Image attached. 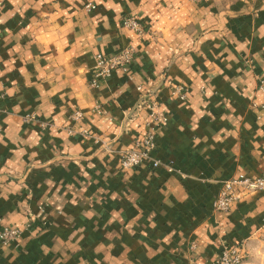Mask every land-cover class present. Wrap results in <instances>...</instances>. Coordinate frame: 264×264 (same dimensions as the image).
<instances>
[{
    "label": "crops",
    "instance_id": "crops-1",
    "mask_svg": "<svg viewBox=\"0 0 264 264\" xmlns=\"http://www.w3.org/2000/svg\"><path fill=\"white\" fill-rule=\"evenodd\" d=\"M128 46L129 69L90 87L95 55ZM259 77L264 0H0V227L31 220L0 264H205L252 238L264 190L213 203L224 180L264 171ZM175 83L186 99L169 96ZM138 85L167 116L162 165L125 170L148 119Z\"/></svg>",
    "mask_w": 264,
    "mask_h": 264
},
{
    "label": "built area",
    "instance_id": "built-area-1",
    "mask_svg": "<svg viewBox=\"0 0 264 264\" xmlns=\"http://www.w3.org/2000/svg\"><path fill=\"white\" fill-rule=\"evenodd\" d=\"M201 3L207 0H193ZM95 6L91 3L84 5L87 10L93 9ZM121 26L133 31L136 36H142L146 32L145 25L132 15H125L121 18ZM135 56L133 47H124L116 53L95 55V64L92 77L89 81L90 87H97L115 70L126 72ZM257 90L264 97V78L259 77L256 84ZM138 96V108L147 110L148 119L145 123V129L140 136L134 140V147L125 150L121 154L120 167L127 170L140 166L145 159L152 161V167L157 168L162 165L160 160L151 156L155 148L154 135L156 128L166 122L167 116L160 107L157 98L148 91H144L140 85L136 87ZM169 96L174 99L184 100L187 97V88L179 84H171L169 86ZM99 109V108H98ZM97 109V110H98ZM35 116H29L34 119ZM83 118L82 112L77 109L70 114V119L79 121ZM46 126L45 123H41ZM168 170H172L171 166H167ZM264 190V171L256 176H247L239 174L237 176L226 179L222 182L221 188L214 199V209L216 211L226 212L231 206L239 201L244 195ZM31 220L22 224L0 227V246H6L17 240L24 229L31 226ZM193 247V245H192ZM244 258V249L240 244H224L220 252L213 261L205 264H242Z\"/></svg>",
    "mask_w": 264,
    "mask_h": 264
},
{
    "label": "rangeland",
    "instance_id": "rangeland-1",
    "mask_svg": "<svg viewBox=\"0 0 264 264\" xmlns=\"http://www.w3.org/2000/svg\"><path fill=\"white\" fill-rule=\"evenodd\" d=\"M175 84H179V83H175ZM179 85L183 87H187L184 84H179ZM252 194L254 193H248L244 195L242 199ZM239 243L244 249V258L242 264H264V227L260 230V232H258L252 238L246 240L245 242L242 241ZM193 248H194V244H190L189 245L190 251H192ZM189 264H196V263L191 261L189 262Z\"/></svg>",
    "mask_w": 264,
    "mask_h": 264
}]
</instances>
